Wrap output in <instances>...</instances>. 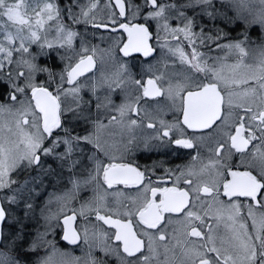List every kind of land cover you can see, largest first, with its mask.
Masks as SVG:
<instances>
[{"label": "snow or ice", "instance_id": "1", "mask_svg": "<svg viewBox=\"0 0 264 264\" xmlns=\"http://www.w3.org/2000/svg\"><path fill=\"white\" fill-rule=\"evenodd\" d=\"M0 264H264V0H0Z\"/></svg>", "mask_w": 264, "mask_h": 264}, {"label": "flooded vegetation", "instance_id": "2", "mask_svg": "<svg viewBox=\"0 0 264 264\" xmlns=\"http://www.w3.org/2000/svg\"><path fill=\"white\" fill-rule=\"evenodd\" d=\"M183 157H184V153L181 152L179 154V158H177V156L175 155H169L165 158L170 159L174 164H176V163H181L183 161ZM158 158H160V155H157L156 153H146L143 151L137 152L134 157L135 161L139 162L141 165L145 163H150L151 159H158ZM62 244L66 245L67 242H62ZM77 254H79L78 250H77Z\"/></svg>", "mask_w": 264, "mask_h": 264}]
</instances>
